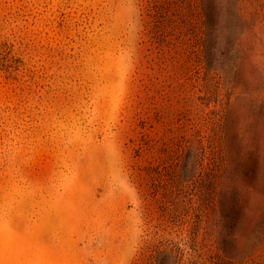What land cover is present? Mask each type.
Returning a JSON list of instances; mask_svg holds the SVG:
<instances>
[{"label": "rangeland", "instance_id": "374dc122", "mask_svg": "<svg viewBox=\"0 0 264 264\" xmlns=\"http://www.w3.org/2000/svg\"><path fill=\"white\" fill-rule=\"evenodd\" d=\"M183 1L0 0V264H264V0Z\"/></svg>", "mask_w": 264, "mask_h": 264}, {"label": "trees", "instance_id": "16d2710c", "mask_svg": "<svg viewBox=\"0 0 264 264\" xmlns=\"http://www.w3.org/2000/svg\"><path fill=\"white\" fill-rule=\"evenodd\" d=\"M179 2H185L183 0H146L147 11L151 9L155 11V17L161 18V21L165 23L168 19H171L176 12L180 10ZM148 16L151 17L150 13Z\"/></svg>", "mask_w": 264, "mask_h": 264}]
</instances>
